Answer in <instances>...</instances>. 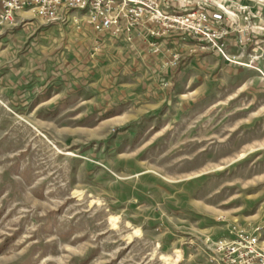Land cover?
<instances>
[{"label": "rangeland", "instance_id": "rangeland-1", "mask_svg": "<svg viewBox=\"0 0 264 264\" xmlns=\"http://www.w3.org/2000/svg\"><path fill=\"white\" fill-rule=\"evenodd\" d=\"M214 1L249 54L135 70L90 27L0 23V264H214L206 238L264 235V0Z\"/></svg>", "mask_w": 264, "mask_h": 264}, {"label": "built area", "instance_id": "built-area-1", "mask_svg": "<svg viewBox=\"0 0 264 264\" xmlns=\"http://www.w3.org/2000/svg\"><path fill=\"white\" fill-rule=\"evenodd\" d=\"M213 0H0V23L17 26L25 18L45 19L76 29L87 26L99 36L121 37L126 43L143 45L142 53L163 56L166 64L179 62L188 47L215 51L230 61L226 48L223 14L226 10L209 7ZM69 11V12H68ZM20 12L28 13L15 20ZM95 51L100 43L95 40ZM235 63V62H234ZM241 64V62H238ZM233 237L204 243L214 264H264L262 227L234 231Z\"/></svg>", "mask_w": 264, "mask_h": 264}, {"label": "crops", "instance_id": "crops-1", "mask_svg": "<svg viewBox=\"0 0 264 264\" xmlns=\"http://www.w3.org/2000/svg\"><path fill=\"white\" fill-rule=\"evenodd\" d=\"M28 13L26 12H20L15 20L18 21L20 17L26 16ZM225 28L230 27V22L227 20L224 21ZM4 25L7 26L8 31L6 32H13V25L4 23ZM253 33H256V31L250 30L249 38L254 39L253 41H250L249 43L246 41V34L242 31L238 32H231L230 34L225 37L226 41V48L227 52L229 51L232 54L238 52V48L236 47L237 42L235 40H238L240 43H247V47L245 48L246 54L250 53L249 47L252 46L253 42L257 43L259 41L257 38V35H254ZM235 37V40H234ZM98 41L101 45V47L104 46L108 48L109 51L113 52L115 55L123 54L125 61H129L132 63L133 69L137 70L138 67H141L143 65L149 66V61H151L154 64H162V61H166V58L163 56H153V55H146L142 53L143 45L141 43H137L136 45H130L126 43L121 37L111 38L108 36H99ZM240 45V44H239ZM242 48V47H241ZM252 49H255V47H252ZM144 67V66H143Z\"/></svg>", "mask_w": 264, "mask_h": 264}]
</instances>
